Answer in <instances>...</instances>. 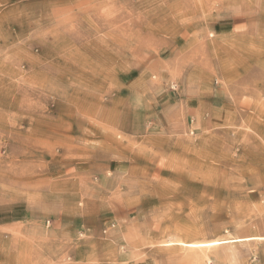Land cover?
<instances>
[{"label":"rangeland","instance_id":"rangeland-1","mask_svg":"<svg viewBox=\"0 0 264 264\" xmlns=\"http://www.w3.org/2000/svg\"><path fill=\"white\" fill-rule=\"evenodd\" d=\"M264 0H0V264H264Z\"/></svg>","mask_w":264,"mask_h":264},{"label":"bare ground","instance_id":"bare-ground-1","mask_svg":"<svg viewBox=\"0 0 264 264\" xmlns=\"http://www.w3.org/2000/svg\"><path fill=\"white\" fill-rule=\"evenodd\" d=\"M258 240H264V237H260V236L237 237L233 239L214 240L210 242L182 243L181 245H183L184 247L192 248V249H206V248H212V247H217L221 245L246 243V242L258 241Z\"/></svg>","mask_w":264,"mask_h":264},{"label":"crops","instance_id":"crops-1","mask_svg":"<svg viewBox=\"0 0 264 264\" xmlns=\"http://www.w3.org/2000/svg\"><path fill=\"white\" fill-rule=\"evenodd\" d=\"M236 244H239V243H236Z\"/></svg>","mask_w":264,"mask_h":264}]
</instances>
